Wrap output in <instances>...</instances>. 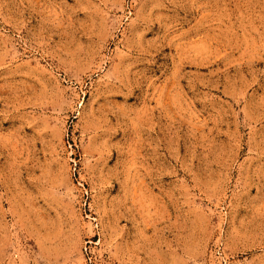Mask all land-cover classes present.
I'll list each match as a JSON object with an SVG mask.
<instances>
[{"label": "rangeland", "instance_id": "374dc122", "mask_svg": "<svg viewBox=\"0 0 264 264\" xmlns=\"http://www.w3.org/2000/svg\"><path fill=\"white\" fill-rule=\"evenodd\" d=\"M0 264H264V0H0Z\"/></svg>", "mask_w": 264, "mask_h": 264}, {"label": "built area", "instance_id": "2783aa9c", "mask_svg": "<svg viewBox=\"0 0 264 264\" xmlns=\"http://www.w3.org/2000/svg\"><path fill=\"white\" fill-rule=\"evenodd\" d=\"M84 250H85V252H86V246H85ZM86 257H87V259L90 261V258L88 257V254H87V253H86Z\"/></svg>", "mask_w": 264, "mask_h": 264}]
</instances>
